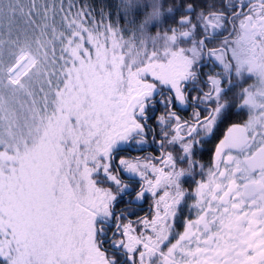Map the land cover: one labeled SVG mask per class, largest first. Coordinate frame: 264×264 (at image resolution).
<instances>
[{"label":"snow or ice","instance_id":"6c2138e0","mask_svg":"<svg viewBox=\"0 0 264 264\" xmlns=\"http://www.w3.org/2000/svg\"><path fill=\"white\" fill-rule=\"evenodd\" d=\"M0 264H264V0H0Z\"/></svg>","mask_w":264,"mask_h":264},{"label":"trees","instance_id":"16d2710c","mask_svg":"<svg viewBox=\"0 0 264 264\" xmlns=\"http://www.w3.org/2000/svg\"><path fill=\"white\" fill-rule=\"evenodd\" d=\"M152 2H153V0H130V3L126 4L125 0H119V2H118V0H111V3L119 4L123 8H129L130 10H134L135 6H143L145 3H148L150 5ZM151 11H152V9H151V7H149L148 12H151ZM146 20H147V17L141 18L140 24L143 25V27L145 29L146 37L150 38L151 36L154 35L150 31H148L151 27V24L152 23H158L159 21L158 20H152V21H148L147 23H145Z\"/></svg>","mask_w":264,"mask_h":264},{"label":"flooded vegetation","instance_id":"af4514ba","mask_svg":"<svg viewBox=\"0 0 264 264\" xmlns=\"http://www.w3.org/2000/svg\"><path fill=\"white\" fill-rule=\"evenodd\" d=\"M209 159H210V158H209L208 156H206V157L204 158V163L207 164ZM144 208H145V211H147V210H148V205L145 204Z\"/></svg>","mask_w":264,"mask_h":264},{"label":"clouds","instance_id":"9594fccd","mask_svg":"<svg viewBox=\"0 0 264 264\" xmlns=\"http://www.w3.org/2000/svg\"><path fill=\"white\" fill-rule=\"evenodd\" d=\"M118 2H119V0H118Z\"/></svg>","mask_w":264,"mask_h":264}]
</instances>
